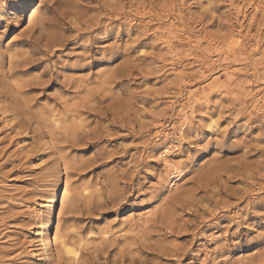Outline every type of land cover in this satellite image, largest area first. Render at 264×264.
Masks as SVG:
<instances>
[{
	"label": "rangeland",
	"instance_id": "rangeland-1",
	"mask_svg": "<svg viewBox=\"0 0 264 264\" xmlns=\"http://www.w3.org/2000/svg\"><path fill=\"white\" fill-rule=\"evenodd\" d=\"M22 1L0 0V264H264V0ZM53 198L78 259L42 258Z\"/></svg>",
	"mask_w": 264,
	"mask_h": 264
},
{
	"label": "bare ground",
	"instance_id": "bare-ground-1",
	"mask_svg": "<svg viewBox=\"0 0 264 264\" xmlns=\"http://www.w3.org/2000/svg\"><path fill=\"white\" fill-rule=\"evenodd\" d=\"M28 2H30V0H23L22 2L19 3V8L21 9H25V7L28 6ZM33 13V12H32ZM215 78V77H214ZM4 112H6L4 110ZM183 126V124H182ZM181 126V127H182ZM162 152V151H161ZM161 154V153H159ZM163 156V159L166 160L167 162V165L166 163H164L166 166H168L170 169L173 168L175 165H172V163L168 160V152L166 153V151L163 152L162 154ZM170 155V154H169ZM161 157V158H162ZM171 158V157H170ZM169 158V159H170ZM172 161V159H170ZM164 162V161H163ZM165 166V167H166ZM168 168V169H169ZM179 168V167H178ZM169 169V170H170ZM176 170V168L174 169ZM171 171V170H170ZM181 173V172H180ZM171 174V173H170ZM182 174V173H181ZM180 174V175H181ZM178 180V176H172L170 178V185L171 187L173 188L174 186H176V182ZM67 186V185H66ZM64 186V187H66ZM68 187V186H67ZM175 188V187H174ZM59 188L57 189L56 192V195L58 194L59 195ZM64 192L62 193V196H61V200H60V204L61 206L63 207L68 199L70 198L71 196V191L70 189L68 188H64ZM173 190V189H172ZM61 195V194H60ZM59 195V196H60ZM46 199V198H45ZM57 199V198H56ZM39 204V203H38ZM41 204L43 206H39V207H35L33 208V211H34V214H35V217L38 218L39 222H38V227L39 228H36V239L38 238V241H39V245L42 249V255L43 257L42 258H45L47 260V258H49L52 254L54 253H59L60 251H63L65 254H67L68 256H70V258L72 259H78L81 255V249L80 246H78L76 243H74L73 241H69L65 238V236H63L62 234H59V233H56L55 236L53 237L52 234H51V227H52V222H53V216H54V210L56 208V201L55 199L53 198L52 200H46L44 202L41 201ZM40 204V205H41ZM33 206V205H32ZM30 208V207H29ZM44 211L48 212L49 213V220L47 222H44L43 221V214H44ZM46 219V218H45ZM36 223V222H35ZM55 224V223H54ZM56 227V225H55ZM104 233V232H103ZM106 233V232H105ZM107 234V233H106ZM104 235V234H103ZM103 238V237H102ZM84 241V239H83ZM83 241H81L83 243ZM80 242V243H81ZM35 245V244H34ZM82 245V244H81ZM40 249V250H41ZM61 254V253H60ZM59 255V254H58ZM51 258V257H50ZM44 259V260H45Z\"/></svg>",
	"mask_w": 264,
	"mask_h": 264
}]
</instances>
